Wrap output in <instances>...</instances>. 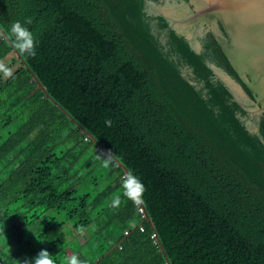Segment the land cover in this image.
<instances>
[{"label": "trees", "instance_id": "obj_1", "mask_svg": "<svg viewBox=\"0 0 264 264\" xmlns=\"http://www.w3.org/2000/svg\"><path fill=\"white\" fill-rule=\"evenodd\" d=\"M144 8L0 0V264L41 249L55 264H264V114L250 133L209 53L253 97L210 32L205 56L170 29L165 44ZM15 21L35 57L11 43ZM129 172L140 204L123 195Z\"/></svg>", "mask_w": 264, "mask_h": 264}, {"label": "water", "instance_id": "obj_2", "mask_svg": "<svg viewBox=\"0 0 264 264\" xmlns=\"http://www.w3.org/2000/svg\"><path fill=\"white\" fill-rule=\"evenodd\" d=\"M166 3L157 7L155 4L159 2L145 0L144 8L147 16L162 17L167 23L168 28L161 30L162 41L167 43L170 29L183 37L192 51L205 56L207 32L211 30L214 40L253 99L233 76L218 66L212 52H208L212 58L205 57L209 62L206 64L214 78L228 90L233 102L246 113V117L240 118L242 123L250 133L258 134L257 123L264 114V0H166ZM182 76L195 89L202 87V84L189 80L191 70L183 69ZM145 219L148 221L147 216Z\"/></svg>", "mask_w": 264, "mask_h": 264}, {"label": "clouds", "instance_id": "obj_3", "mask_svg": "<svg viewBox=\"0 0 264 264\" xmlns=\"http://www.w3.org/2000/svg\"><path fill=\"white\" fill-rule=\"evenodd\" d=\"M25 23L31 24L32 21L29 18L25 21ZM9 39L20 54L28 57L36 56L35 37L32 32L20 21L12 23L9 29ZM0 73H3L5 76H9L11 75V69L7 68L3 63H0ZM105 124L107 126H111L112 121L106 119ZM102 154L105 157L104 163L107 166L111 162V159L114 158L112 156V152L111 150H108L107 152H102ZM122 188L123 195L127 197V199L131 200L134 204L142 203V197L146 189L139 177L129 172L126 177L122 179ZM119 202L120 197L114 198L112 206H118ZM20 264H55V261L52 259V255L47 250L41 249L36 256L32 258H24L20 261ZM65 264H87V261L81 260L78 255H73L66 259Z\"/></svg>", "mask_w": 264, "mask_h": 264}, {"label": "flooded vegetation", "instance_id": "obj_4", "mask_svg": "<svg viewBox=\"0 0 264 264\" xmlns=\"http://www.w3.org/2000/svg\"><path fill=\"white\" fill-rule=\"evenodd\" d=\"M156 2H159V4H155L157 7H158V5L159 6H161V4H165L166 3V0H159V1H156ZM167 4V3H166ZM190 8H191V6H190ZM217 26H218V24H217ZM209 30V29H208ZM211 33V30L210 31H208L207 33ZM205 35V34H204ZM206 36V35H205ZM203 37V36H202ZM252 119V118H251ZM261 120V117L259 118V120H258V122Z\"/></svg>", "mask_w": 264, "mask_h": 264}, {"label": "built area", "instance_id": "obj_5", "mask_svg": "<svg viewBox=\"0 0 264 264\" xmlns=\"http://www.w3.org/2000/svg\"><path fill=\"white\" fill-rule=\"evenodd\" d=\"M138 213H139L142 217L145 216L144 210H143L142 208H139Z\"/></svg>", "mask_w": 264, "mask_h": 264}]
</instances>
